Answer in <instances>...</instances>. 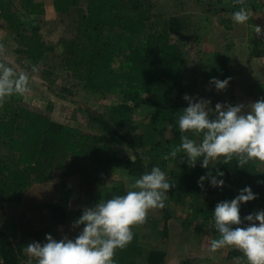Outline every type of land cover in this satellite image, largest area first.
I'll use <instances>...</instances> for the list:
<instances>
[{
	"label": "trees",
	"instance_id": "trees-1",
	"mask_svg": "<svg viewBox=\"0 0 264 264\" xmlns=\"http://www.w3.org/2000/svg\"><path fill=\"white\" fill-rule=\"evenodd\" d=\"M16 2L20 4L21 12L14 10ZM53 6L56 13L65 15L79 8L80 0H53ZM45 14V4L37 0H0V25L4 22L20 40L17 51L20 56L39 61L52 51V47L47 46L39 35V25L32 22L33 17ZM150 20L149 0H89L86 11H79L75 37L60 42L63 49L61 67L85 90L105 95L123 89L126 102L158 109L140 132L131 117L132 109L125 104L114 108L118 114L117 128L101 116L90 117L106 134L103 137L56 122L52 118L51 106L37 108L17 96L0 103V142L6 148V153L0 157V218L4 215L6 204H20L33 185L49 181L52 172L59 171V199L50 206L51 218L57 226L68 224L83 211L71 210L75 191L68 186L70 178L78 176L84 188L91 183L92 173L120 169L136 179L153 166H160L174 185L165 204L187 206L191 212L189 226L199 222L203 234L213 233V238H218L211 225L216 204L203 202L208 181L201 189L197 184L201 175L209 171L215 175L217 169L224 172L221 201L231 200L240 189L251 186L253 192L259 194L258 198L242 204L241 212L248 215L264 210V170L260 165L264 161L252 160L240 168L235 157L227 163L220 158L211 162L209 169H204L199 164L195 168L188 167L182 153L177 159H162L180 143L176 119L179 112L188 106L183 97L188 95L184 79L189 65L183 48L172 39L174 35L183 37L185 27L178 17L169 20L167 29L149 32L143 44H137L139 36L149 29ZM113 30L121 32L116 42L105 37L104 31ZM255 31V28H250L248 32L251 59L264 57V35ZM123 50L127 52V57H124L127 65L113 69V62L120 58ZM213 73L221 80L230 77L227 58L221 53L214 55ZM138 89L154 98L143 97ZM246 95L257 100L264 98V83L249 84ZM168 132L172 136L165 139ZM113 138H123L131 148L145 150L147 162L138 154L135 158L120 155L114 149ZM84 164L88 165L84 167ZM170 164H173V169L169 168ZM125 191L122 187H113L104 199ZM164 213L167 231L170 212L166 209ZM244 217L245 214L241 216L242 220ZM18 237L16 227L6 232L0 229L2 264H26L22 246L34 239L44 241V238L41 239L42 232L34 229L27 230L15 245ZM228 248L232 250L230 259L242 255L235 248ZM144 256L146 264H166L167 252L163 249L146 252L140 245L139 235L135 233L133 241L126 248L118 249L114 259L116 264H137ZM239 263L245 264V261L241 259Z\"/></svg>",
	"mask_w": 264,
	"mask_h": 264
},
{
	"label": "rangeland",
	"instance_id": "rangeland-1",
	"mask_svg": "<svg viewBox=\"0 0 264 264\" xmlns=\"http://www.w3.org/2000/svg\"><path fill=\"white\" fill-rule=\"evenodd\" d=\"M88 1L80 0V7L72 9L65 15H58L50 10L51 16L48 23H44L41 17L32 18L33 24H38L40 27L39 35L42 40L47 46L52 47V51L39 61L26 59L17 53L20 40L10 32L4 22H1L0 63L11 66L17 73H24L29 77V91L24 96H14L37 108L47 109L51 106L52 118L58 123L79 127L85 132L106 137L103 130L91 121L90 117L101 116L108 120L113 128H117L118 114L114 108L125 104L132 109L131 117L138 125V132H140L158 110L156 107L126 102L123 89L105 95L88 92L61 67L60 56L63 49L60 42L75 37L79 11L82 9L86 11ZM42 2L50 5L53 0H42ZM149 5L151 15L149 29L139 36L137 44H143L145 35L149 32H162L167 29V23L172 17L180 18L185 27L183 37L174 35L172 39L183 48L189 65V71L184 79L189 96L194 99L210 100L213 109L218 102L245 106L255 102L244 95V89L250 81L264 79L252 77V75L264 73V57L250 58L248 32L250 28L260 27L259 34L264 35V0H243V6L247 7L251 14L249 21L242 25L232 21V13L242 6L236 0H149ZM14 10L21 12L19 3L16 2ZM104 33L111 42L118 41L121 35L118 30L104 31ZM126 53L124 51L120 54V58H116L113 69H120L127 65L124 61V57H127ZM216 53L226 56L231 77L228 88L222 91H217L209 83L212 77L221 79L213 73ZM34 66L37 68L35 72L32 71ZM143 97L154 98L147 93H143ZM171 136L172 134L168 132L164 137L169 139ZM112 140L114 149L120 155L135 158L138 154L147 162L145 150L131 148L123 138ZM5 153L6 148L0 142V157ZM87 165L84 164V167ZM172 165H169L170 169L174 168ZM260 165L264 170V162ZM60 174L61 172L54 171L49 181L36 184L32 191L35 201L32 200L24 207L15 209L13 214L10 213V216L20 217L18 228L21 235L35 228L45 236L51 234L56 239L64 236L75 238L79 234L81 229L73 226L76 218L62 226H57L51 218L50 206L59 199ZM134 179L120 169L101 171L92 173V181L86 186L89 188H83L79 177L71 178L68 180V186L75 191L71 210L77 211L98 203L113 187H122L126 190L127 184ZM223 190L224 187L213 188L208 182L202 198L203 202L208 205L217 204L222 200ZM166 209L170 212L167 231H165L164 217ZM190 213L187 206L166 204L163 208L150 210L146 216L148 222L139 224L143 234L144 248L149 250L154 247L165 250L166 264H240L236 259L229 258L232 250L228 247L216 252L209 251L213 233L203 234V231L199 229V222L189 226ZM244 214L247 215L241 212V216ZM7 218L4 212L0 218V229L3 231L8 226ZM18 242L20 241L15 240V245ZM25 258L24 262L27 264V257ZM137 264H146V258L139 259Z\"/></svg>",
	"mask_w": 264,
	"mask_h": 264
},
{
	"label": "clouds",
	"instance_id": "clouds-1",
	"mask_svg": "<svg viewBox=\"0 0 264 264\" xmlns=\"http://www.w3.org/2000/svg\"><path fill=\"white\" fill-rule=\"evenodd\" d=\"M236 2L242 6L232 13V21L242 25L249 21L250 11L243 6V0ZM255 32L260 33L261 28L256 27ZM32 71L37 68L34 66ZM230 81L231 77L223 80L212 77L209 83L222 91ZM28 91L29 77L0 63V103L14 95L24 96ZM183 99L188 106L176 119L180 143L162 159H177L182 153L188 167L199 164L204 169L220 158L227 163L235 157L240 168L252 160L264 161V98L247 106L218 102L214 109L205 98L194 99L185 94ZM224 175L219 169L215 175L209 171L199 177L197 184L204 189L208 181L213 188L222 189ZM173 186L166 172L160 166H153L128 183L123 194L85 207L73 224L75 228L82 226L75 238L56 239L46 234L43 242L22 246L27 264H116V251L133 241L134 227L144 223L150 210L165 206ZM258 195L251 186H246L233 199L216 204L211 225L218 238L210 241V252L232 247L242 254L235 258L237 261L264 264V210L241 218V205L256 200Z\"/></svg>",
	"mask_w": 264,
	"mask_h": 264
},
{
	"label": "crops",
	"instance_id": "crops-1",
	"mask_svg": "<svg viewBox=\"0 0 264 264\" xmlns=\"http://www.w3.org/2000/svg\"><path fill=\"white\" fill-rule=\"evenodd\" d=\"M37 1H41L42 2V0H37ZM49 6V7H48ZM45 8H46V17L44 18V16L43 17H41V19L43 20V22L44 23H48V21H49V18H50V10L53 12V13H56V12H54V6H53V3H51L50 5H45ZM56 14H58V15H62V14H59V13H56ZM251 14V13H250ZM43 23V24H44ZM252 77H262V78H264V73H262L261 75H257V76H255V75H252ZM257 83H264V79H261V80H259V81H256V80H253V81H250L249 83H247L246 84V86H245V89H244V92H245V96L247 97V98H249V99H251V100H254V101H256L257 99L256 98H250V97H248L246 94H247V86L249 85V84H257ZM25 101V100H24ZM61 175V174H60ZM61 177V176H60ZM76 177H78V176H76ZM72 178H74V177H72ZM71 179V178H70ZM69 179V180H70ZM38 185V184H37ZM36 184L35 185H33V187L23 196V201L20 203V204H14V203H11V204H6V206H5V215H7V228H6V230L4 231V232H6V231H9V229L11 228V227H16L17 228V230L19 231V224H18V220L20 219V217H13V216H10V213L11 214H13V211L15 210V209H19L20 208V206H25V204L26 203H28V202H31L32 200H34V197L35 196H33L34 194L32 193V191H33V188L35 187V186H37ZM37 200V199H36ZM35 201V200H34ZM34 203V202H33ZM38 204H40V202H38ZM22 217V216H21ZM144 222H148V218L146 217V219H145V221ZM168 226H169V224H168ZM79 229H82V228H79ZM3 231V230H2ZM34 231H38V230H36V228L34 229ZM133 231L135 232V233H137L138 235H139V237H140V245L144 248V246L142 245V240H143V234H142V230H141V228H140V226L139 225H136L135 227H134V229H133ZM153 231H154V229H153ZM21 234H20V231H19V239H18V241H20V239H21ZM45 239V235L43 234V237L41 238V239ZM34 239V238H33ZM156 250V249H158V248H150L149 250H147V249H145L144 248V250L146 251V252H148V251H151V250ZM144 257H146V256H144ZM144 257H142V258H144ZM0 264H2V259H1V257H0Z\"/></svg>",
	"mask_w": 264,
	"mask_h": 264
}]
</instances>
